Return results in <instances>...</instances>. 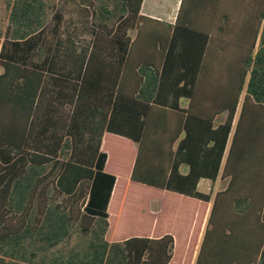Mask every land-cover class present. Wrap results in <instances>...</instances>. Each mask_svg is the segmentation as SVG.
Instances as JSON below:
<instances>
[{
    "label": "trees",
    "instance_id": "1",
    "mask_svg": "<svg viewBox=\"0 0 264 264\" xmlns=\"http://www.w3.org/2000/svg\"><path fill=\"white\" fill-rule=\"evenodd\" d=\"M0 2L9 12L7 24L0 21V264H169L171 235L113 233L108 206L116 178L105 172L107 154L100 150L104 133L141 146L151 106L173 108L165 97L173 90L165 71L136 95L119 90L142 0ZM188 9L222 20L217 29L228 39L221 43L227 47L236 38L239 56L218 89L220 110L211 116L187 112L172 162L167 152L142 146L130 180L200 201L202 212L211 197L197 190L198 181L217 179L244 92L221 176L231 180L216 194L210 215L221 198L225 217L252 215L263 236L249 264H264V0H188ZM184 29L200 37L190 39L197 43L188 60L195 77L174 96L194 99L209 39L194 27ZM224 112L225 122L215 126ZM245 122L251 126L241 137ZM255 146L260 200L235 174ZM181 164L188 174L180 173ZM118 197L119 183L112 212Z\"/></svg>",
    "mask_w": 264,
    "mask_h": 264
},
{
    "label": "crops",
    "instance_id": "2",
    "mask_svg": "<svg viewBox=\"0 0 264 264\" xmlns=\"http://www.w3.org/2000/svg\"><path fill=\"white\" fill-rule=\"evenodd\" d=\"M139 16L140 20L137 28L135 31L129 33V51L119 82V90L126 95H136L138 90L149 86L148 83L152 80V77L155 75L160 76L165 71L167 85L173 88L171 91L165 90V97L169 104H173V108L158 105L151 106L148 117V132L146 138L142 140L141 146L140 144L133 143L126 138L116 135L104 133L102 136L100 150L107 154L104 170L116 178L108 206L109 219H112V231L114 234L119 229V223L123 214L114 209V212H112L111 206L116 186L118 183L120 184L122 178L127 184V188L130 186L145 187L150 190H158L165 196L169 195L183 200H192L200 206L203 204L200 201L184 197L174 192L149 188L134 183L130 180V177L138 157L139 149L142 146L148 151L160 150L167 152L172 162L180 142L185 137L184 121L187 117V112L190 111L193 114L201 116H211L213 112L220 110L222 101L218 89L225 85L227 81V77L223 73L220 74L219 69L215 70L211 68L209 62L212 57L219 56L226 49L225 44H222L221 41L228 38L222 35L217 29L218 25L222 24V20L218 21L201 15H192L188 9L187 0H142ZM189 26L205 32L208 34L209 39L202 63V70L197 78L196 85L200 91L197 92L194 99H189L186 95H182L176 99L174 94L180 90L185 91L190 85V81L195 77V71L192 68L193 65L190 67L188 60L192 57L191 55L196 49L197 43L194 40L192 42L190 39L196 40L200 37L184 29L189 28ZM210 93H215V95H210ZM243 99L244 92L240 95L234 122L240 112ZM226 117V112L218 114L214 118V125L218 126L223 124ZM232 134L233 128L223 155L219 175L215 182H211L208 179H200L197 184V190L199 191V185L201 183H209V186L205 187L203 192H199L210 194L211 199L214 194L225 189H219L217 184L224 181L221 176L226 163ZM113 152L122 153L121 157L123 159L119 157L117 158V162L114 161L112 156ZM179 170L182 175H186L189 172V167L186 164H181ZM124 198L126 197L123 193L121 198L118 197L115 199L114 204L117 206V200ZM210 207L211 200L206 204L202 212L201 210H197L195 213L196 221L200 220L199 225L196 222L195 227H193V224L191 226L190 224L184 226L179 222L173 225L175 228H167L162 232H157L159 217L163 214V209L160 204L156 203L154 207H150L148 211H145L147 216L153 217L152 224L150 225L149 231H147V237L160 238L169 234L174 239V252L169 264H182L183 262L182 260H177L178 256L176 255V248L181 237L186 245L193 242L195 245L203 237L207 219L211 211ZM178 215L176 217L177 222L181 220ZM112 238L116 240L121 239L116 235Z\"/></svg>",
    "mask_w": 264,
    "mask_h": 264
},
{
    "label": "rangeland",
    "instance_id": "3",
    "mask_svg": "<svg viewBox=\"0 0 264 264\" xmlns=\"http://www.w3.org/2000/svg\"><path fill=\"white\" fill-rule=\"evenodd\" d=\"M241 12L242 11L239 9V15L236 18L239 24L243 20ZM8 14L9 12L6 10L5 6L0 2V21L3 26L7 24ZM231 38L232 41L230 45L226 47L225 51L219 56L212 57L209 61L211 68L215 70L219 69L220 74L227 73L228 68L232 67V65H230L232 60H234L236 56H239V52L235 49L236 45L234 42L236 38L233 39V36ZM239 113L234 122L233 132L236 127ZM249 125V122L247 125L245 122L241 137H243L244 133H248V128L246 127ZM260 125V120H257L255 127L259 129ZM251 135L253 136V133H251ZM250 154L251 157L243 162L244 166L248 168V171H242L245 167L242 166L243 164L241 161V164L239 163V165H237L236 168H238V172L235 173L236 182L241 185L243 182H250V185H247L249 192L256 196L257 200H260L262 192L257 182H254L255 178L259 182L258 148L256 146L251 148ZM121 155L122 153H117L116 158L121 157ZM121 158L123 159V157ZM139 162L141 163V159H139ZM230 180L231 178L225 179L220 184H217V186L222 190L227 187ZM253 182L254 184H252ZM207 186H209V183H201L199 185V191L203 192L204 188ZM123 193L126 198L117 200L118 205L113 207L115 211H119L123 214L119 225V233H121V235L123 233H138L136 236H148L147 231H149L150 225L152 224V218L147 216L145 211H148L150 207H154L156 203H159L163 209V214L159 217L157 232L165 231L167 228L173 229L175 228L173 225L179 222L184 226L187 224L191 226V224H193V227H195V213L199 209L197 204L192 200H183L169 195L165 196L158 190H150L145 187L139 188L130 186L127 188V184L122 178L119 184V198H121ZM215 196L216 194L212 196L210 208L213 206ZM177 214H179L178 217L181 219L178 222L176 221ZM251 216L248 215L246 218L242 219L231 216L228 218L225 217L223 213V198H221L218 209L211 213V215L209 214L203 237L196 242L195 245L194 242L186 245L182 237L180 238L176 248L177 260H182L186 262L185 264H249L253 252L263 236V232H261L256 223L252 220Z\"/></svg>",
    "mask_w": 264,
    "mask_h": 264
}]
</instances>
